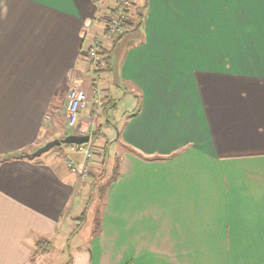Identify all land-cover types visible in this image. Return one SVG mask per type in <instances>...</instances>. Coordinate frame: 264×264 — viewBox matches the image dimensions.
<instances>
[{"label": "crops", "instance_id": "0c3cea01", "mask_svg": "<svg viewBox=\"0 0 264 264\" xmlns=\"http://www.w3.org/2000/svg\"><path fill=\"white\" fill-rule=\"evenodd\" d=\"M116 1L0 0V264H264V0H130L140 27L100 41L111 53L98 87L115 109L94 129L125 152L95 239L77 230L56 250L109 149L82 178L70 147L17 156L85 132L96 115L87 51ZM71 89L91 104L69 124ZM39 242L47 251L32 258Z\"/></svg>", "mask_w": 264, "mask_h": 264}, {"label": "rangeland", "instance_id": "374dc122", "mask_svg": "<svg viewBox=\"0 0 264 264\" xmlns=\"http://www.w3.org/2000/svg\"><path fill=\"white\" fill-rule=\"evenodd\" d=\"M105 75H108V74H105ZM95 76L98 79V76L97 75H95ZM105 78H106V81L104 82V86L107 87V85H108V87H110V83H109V81H107L108 79L106 76H105ZM101 96H102V94H101ZM102 103H103L102 108H101V110H99L100 113L98 115H95L93 119H91V120L89 119L88 121H86L87 125L85 127L86 128L85 132L79 133L78 136L90 135L91 130L92 129L94 130L97 127V125H96L97 123L102 125V122L105 121V119L102 120L101 116H100L101 112L103 111V108L105 106L103 96H102ZM93 106H95V105H93ZM95 108H96V110L98 109V107H96V106H95ZM123 108H124V103L118 102L117 110L114 114H112L115 120L117 119V117H119L122 114ZM95 114H96V112H95ZM113 117L111 116L109 118V121H111L112 120L111 118H113ZM86 118L87 117H85V119ZM58 122H59L58 126L60 127V121H58ZM74 128H72V129L66 128V130H68L66 132V134L71 133V130H73ZM106 134H107L106 139L100 138L98 140H92V142H93L92 144L89 143V145H91L90 150L95 155V157L93 156L90 169H91L93 164H95V163L100 164L101 163V160L103 159V150L101 149V147H104V145L107 144V147L109 150H108V157L106 159V161H107L106 168H105V170L100 171V165H95V169H91V171L93 172V175H94L93 179L89 178L87 180L86 179L83 180V183H82V185L79 189V192H78V196H76V198L74 200L75 203H74L73 208H74L75 214H72V215H74L73 217L78 219L85 212L86 213L84 216L85 220H83L82 222L80 221V223L78 221H74L72 223L68 221L65 224V226H63V229L60 231L58 238L55 240L56 250L58 249V245H60L61 242H65L66 239L70 238L69 233L71 234L72 232H74V230L76 228L79 231L78 236L76 238V240H78V241L89 242L90 240L95 239V237H96L95 231L98 229V223L100 222V216L102 217L101 213L104 210V207L106 206V203H107V198H106V195L108 193V192H106L107 186L110 183V181L112 180L116 171L119 169V164L117 163L118 162V156H122L125 152L124 149L120 145H118L114 142L115 135L113 133H111V131L109 132V134L106 132ZM57 135L61 137L60 138L61 140L65 138V137H63L64 133H62V134L58 133ZM67 147H69V146L62 144L60 147H55V148L50 149L48 152L42 154L39 158H41V157L43 158L44 156H46L48 154H50L51 156L57 155L59 150L67 148ZM40 148H38V149H40ZM38 149H36V150H38ZM36 150H34L32 153H34ZM32 153H30V154H32ZM59 156H60V154H59ZM136 157H137L136 159L139 161L140 160L142 162L145 161L144 159H142V157H138V156H136ZM63 160H64V157H63ZM216 168H218L217 171H219V169H220V171H221V169L224 170L222 173L223 175L228 173V170H226L225 168H219V167H216ZM147 169H149V167H142L143 171H145ZM235 169H237V168H235ZM238 170L240 171L241 168L237 169V173H236L237 176H240L241 172H239ZM89 173H90V170L88 172V175H89ZM74 174L77 175V172H75ZM141 174L143 175L142 172H141ZM249 174H252V173H249ZM142 175H139V176H142ZM87 192H89L88 195H85V197L82 196V194H85ZM85 203H87L86 204L87 206H86L85 210L82 211V213H81V211H78V208H80V205L82 206ZM109 205H111V201H110ZM79 225H80V227H79ZM42 243H44V242H42ZM44 245H45V247L48 246L47 243H45L41 246H44ZM200 245H202V246L207 245V242H201ZM205 248H206V246L202 247V251L205 250ZM248 248H250V250H253V251L249 250V254H252V253L256 254V252H255L256 248H252V247H248ZM40 249H42V247H40ZM43 253H44V251H43ZM253 264H255V263H253Z\"/></svg>", "mask_w": 264, "mask_h": 264}, {"label": "built area", "instance_id": "2783aa9c", "mask_svg": "<svg viewBox=\"0 0 264 264\" xmlns=\"http://www.w3.org/2000/svg\"><path fill=\"white\" fill-rule=\"evenodd\" d=\"M130 6V0H117L116 6L113 10V14L105 22V34L101 38H96L92 46L87 51V59L90 65V71L93 77V91H92V104L98 107L96 115L100 113L102 108V96L100 88L98 87V79L95 76L94 70L99 62L98 52L101 50L102 43L104 41H112L122 34L121 23L125 20V14ZM105 37V38H104ZM91 101L88 95L83 90L71 89L66 94L65 104V120L71 124L78 112H81L88 108ZM71 150H74L83 156L82 162L78 166H72V171L77 172V175L82 178L86 177L89 172V167L93 159L92 151L89 144L84 145H69ZM71 161L68 160V166H71Z\"/></svg>", "mask_w": 264, "mask_h": 264}, {"label": "trees", "instance_id": "16d2710c", "mask_svg": "<svg viewBox=\"0 0 264 264\" xmlns=\"http://www.w3.org/2000/svg\"><path fill=\"white\" fill-rule=\"evenodd\" d=\"M130 7V6H129ZM142 19V13L141 11L137 10L135 11L133 14H130L129 8L126 11L125 14V20L121 23V27H122V34L120 36H118L117 38L113 39V44L118 43L122 38H124L126 35H128L130 32L136 30L137 28L140 27V22ZM110 51H106V50H100L98 52V57H99V62L94 70L95 75L97 76H101L104 73H106L107 71L110 70ZM104 102H105V106L103 108V114L107 115V113L111 112L113 109H115V104L113 101L109 100L108 98H104ZM102 137V134L100 132V128L94 130L91 133V139L92 140H97L99 138ZM21 156H17L18 158H22L24 157V155L20 154ZM16 157V158H17ZM107 157V144L106 146H104L103 149V162L105 161V158ZM15 158V156H9L7 158L1 159V160H8V159H12ZM85 212L83 213V215L79 218V223L80 221L82 222L85 216ZM81 225V224H80ZM79 225V227H80ZM77 231V228L74 230V233ZM45 243L39 242L37 243V248L36 251L34 252V256L32 258H35L39 253H43V251H47V247L41 246ZM40 247H42V249H40Z\"/></svg>", "mask_w": 264, "mask_h": 264}, {"label": "water", "instance_id": "95a60500", "mask_svg": "<svg viewBox=\"0 0 264 264\" xmlns=\"http://www.w3.org/2000/svg\"><path fill=\"white\" fill-rule=\"evenodd\" d=\"M90 140V137L88 135H69L66 136L62 140H52L48 143H46L43 147L40 149L36 150L34 153L31 155H24L25 158L27 159H35L39 158L42 154L48 152L50 149L55 148V147H60L62 144L63 145H84L88 144Z\"/></svg>", "mask_w": 264, "mask_h": 264}]
</instances>
